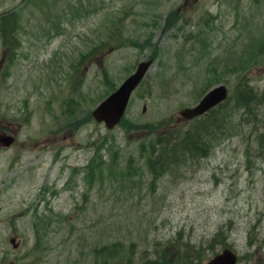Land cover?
I'll return each mask as SVG.
<instances>
[{"label":"rangeland","instance_id":"obj_1","mask_svg":"<svg viewBox=\"0 0 264 264\" xmlns=\"http://www.w3.org/2000/svg\"><path fill=\"white\" fill-rule=\"evenodd\" d=\"M12 12L14 49L0 35V135L16 139L0 148V264H143L176 239L179 253L201 248L200 264L225 247L264 264V108L160 179L140 155L209 89L264 91V0H0V16ZM147 60L121 124H96L92 110Z\"/></svg>","mask_w":264,"mask_h":264},{"label":"trees","instance_id":"obj_2","mask_svg":"<svg viewBox=\"0 0 264 264\" xmlns=\"http://www.w3.org/2000/svg\"><path fill=\"white\" fill-rule=\"evenodd\" d=\"M13 13L0 16L1 40L9 50L17 44L15 32L18 27V16ZM241 86L245 88L240 90L238 87L224 103L200 118L183 123L181 126L170 127L168 123H161L163 129L155 134L148 143V148L144 147V152L140 154L143 158L146 156V166L152 178L160 179L163 174L172 172L188 162L207 158L222 140L240 136L243 134V129L251 122L258 123L255 110L264 108V91L259 92L247 84ZM251 118L253 121L250 120ZM159 126L161 125L154 128ZM263 139L264 131L259 134V140ZM87 168L93 176L96 169L92 162ZM221 233L218 232L217 237H220ZM180 242L182 239L168 242V247L155 261H147L143 264H200L201 248L187 246V250L191 253L188 251L179 253L174 249H178L176 244Z\"/></svg>","mask_w":264,"mask_h":264},{"label":"water","instance_id":"obj_3","mask_svg":"<svg viewBox=\"0 0 264 264\" xmlns=\"http://www.w3.org/2000/svg\"><path fill=\"white\" fill-rule=\"evenodd\" d=\"M151 63V61L140 63L136 71L93 110L92 117L97 123H103L106 129L111 130L120 122L132 92L144 78ZM227 96V89L224 86H217L211 89L195 107L180 111V117L191 120L201 116L225 101ZM12 142V137L0 136L1 145L9 147ZM11 243H13V240H11ZM236 262V254L230 249H225L206 264H236Z\"/></svg>","mask_w":264,"mask_h":264}]
</instances>
